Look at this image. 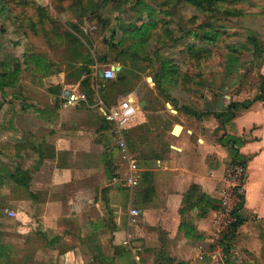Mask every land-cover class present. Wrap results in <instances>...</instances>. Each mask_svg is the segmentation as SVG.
Returning a JSON list of instances; mask_svg holds the SVG:
<instances>
[{
	"label": "crops",
	"instance_id": "crops-1",
	"mask_svg": "<svg viewBox=\"0 0 264 264\" xmlns=\"http://www.w3.org/2000/svg\"><path fill=\"white\" fill-rule=\"evenodd\" d=\"M19 73L1 100L5 125L0 161L9 166L0 183L8 184L3 191L10 198L3 200L4 205L15 210L5 207L4 216L8 218L4 210L24 217L36 210L41 232L61 237L63 231L75 230L64 224L71 202H66L62 189L77 183L79 191L93 194L92 203L72 216L85 218L87 236L106 233L117 251L114 264H264V102L253 100L258 85L249 91L236 86L231 93H226L229 88L222 92L210 88L198 97L144 96L138 87L120 91L113 105L127 97L138 107L123 133L127 155L136 166V186L129 190L118 184L127 175L126 163L123 177L117 178L115 162L106 161L113 151L119 152L111 126L102 118V109L111 105L99 102L95 107L86 99L61 107L57 94L49 110H30L23 105L30 100L19 91ZM97 73L90 84L93 93L99 87L95 82H103ZM258 75L264 77V62ZM218 95L227 100L222 109L229 101L236 108L215 132L220 127L214 117ZM221 134L242 141L234 161L243 164L246 173L239 224L226 237L222 257L207 254L212 248L219 178L232 161L218 141ZM124 191L128 196L122 195ZM130 209L138 212L133 224ZM105 215H111L110 220ZM59 255L57 264H84L79 246L64 248Z\"/></svg>",
	"mask_w": 264,
	"mask_h": 264
},
{
	"label": "rangeland",
	"instance_id": "rangeland-1",
	"mask_svg": "<svg viewBox=\"0 0 264 264\" xmlns=\"http://www.w3.org/2000/svg\"><path fill=\"white\" fill-rule=\"evenodd\" d=\"M142 3L138 4L137 0H0V73L2 68L12 69L13 60L21 64V56L26 51L40 55L49 63V76L35 73L32 65L28 69L23 67L19 73V91L30 100L23 105L36 111L49 110L61 88L86 94L87 83H83L86 69L91 71L90 85L105 65L119 69L121 66L122 72L118 70L112 81L95 82L98 90L86 95V101L95 107L99 102L113 105L120 91L136 87L144 96L155 93L166 98L198 97L210 88L221 92L229 88L226 93H231L230 89L237 86L249 91L258 85L259 68L264 62V0L223 1L213 8L202 7L192 0H143ZM148 19L154 26L145 42L140 44L137 38L125 34ZM204 31L218 34L214 43L201 41ZM238 43L248 50L231 52L237 71L226 74V47ZM101 57H105L104 64L97 62ZM88 60L93 61L90 68L85 64ZM161 61H167L174 82L163 81L156 88ZM1 100L0 94V141H4ZM105 144L109 148L107 139ZM109 155L111 159L106 161L115 162L119 172L115 176L121 178L122 154L113 151ZM5 162L0 161V175L9 166ZM118 184L123 186L122 180ZM7 187L6 182L0 183V264H57L59 253L75 246L80 247L84 264H114L117 251L109 245L106 233L87 236L85 218L72 216L88 202L92 203L91 192L79 191L77 183L62 189L66 202H71L65 211L69 218L64 219V224L66 228L75 226V230L69 228L58 237L49 231L41 232L36 210L27 217L17 212L13 217L4 216L5 207L15 211L3 203L10 198L3 191ZM122 195L128 196V192ZM68 196L74 200L69 201ZM104 217L110 220L111 215ZM98 241L105 244L103 248ZM103 257L108 260L103 261Z\"/></svg>",
	"mask_w": 264,
	"mask_h": 264
},
{
	"label": "built area",
	"instance_id": "built-area-1",
	"mask_svg": "<svg viewBox=\"0 0 264 264\" xmlns=\"http://www.w3.org/2000/svg\"><path fill=\"white\" fill-rule=\"evenodd\" d=\"M113 66H104L101 68V80H112L115 72ZM58 99L61 107L75 105L83 102L87 96L82 92H73L71 90L61 88L58 92ZM138 107L132 103L131 99L125 97L116 104L102 109L103 120L111 126V137L115 148L122 154V158L126 163L127 175L122 180L123 186L132 189L136 185V166L128 157L123 133L126 124L135 115ZM211 176V173H209ZM245 167L238 161H231L227 164L225 172L219 178L220 193L217 200V211L213 221V232L210 237L212 245L208 255H218L222 257L224 238L233 230L234 224L237 222L238 209L240 207L245 184ZM8 217L14 214L4 210ZM138 212L134 209L128 211L130 224L135 222ZM205 254V253H204ZM203 252L198 253L197 258L201 259Z\"/></svg>",
	"mask_w": 264,
	"mask_h": 264
},
{
	"label": "trees",
	"instance_id": "trees-1",
	"mask_svg": "<svg viewBox=\"0 0 264 264\" xmlns=\"http://www.w3.org/2000/svg\"><path fill=\"white\" fill-rule=\"evenodd\" d=\"M143 0H137L138 4L143 5L142 3ZM197 2V5H200L202 7H208V8H213V6L215 4H217L218 2H223V1H232V0H192ZM154 26V23L151 19H148L147 23L141 24L136 28H130L128 31H125V34L132 36L133 39L137 38L139 40V43H143L145 42V40L148 37L149 31L152 30ZM209 26V25H206ZM218 34L215 32H211V31H204L201 34V41L203 42H207V43H214L216 38H217ZM248 43L252 44V40H248ZM187 46V45H186ZM187 50L189 52H191V47H187ZM248 49L242 45V44H235L232 46H228L226 47V57H227V68L225 69V73L226 74H230L233 73L234 70L237 71V67H236V59L235 57H233L231 55V52H239V51H247ZM14 62V66L12 68V70H4V68H2V71L0 73V94L1 97L3 98L6 95V92L4 91V89H6L7 87H10L12 85V83H14V81L16 82V78H17V74L19 73V68L20 66H23L24 68L28 69L27 67L32 65L34 67V72L37 74H40L42 77H46L50 75V65L49 63L40 55L37 54H33V53H28L27 51L24 52L21 56V64H18V62L16 60H13ZM98 63L100 64H104L105 62V57H101L97 60ZM89 68L91 65H93V61L88 60L85 63ZM167 61H161L160 63V67L158 70V73L156 74V82H155V86L156 88H159L161 86V83H163V81L169 83V84H173L174 79L172 77H170L172 75V70L171 68L167 65ZM122 72V67L120 66L119 69V73ZM91 78V71L90 69H86V72L83 75V83H87L85 85L86 88V94L91 93L92 91L90 89V85H88V81ZM258 79V92L255 95L253 100H260L264 102V77L258 75L257 76ZM169 80V81H166ZM83 93V92H82ZM6 97V96H5ZM246 102V101H245ZM250 103L247 102L244 104V106H247V104ZM236 108V105L232 102H228L227 105L225 106L224 109H222V111L215 113L214 117L219 120V126L215 132H218L221 129V126L223 125V123L227 120H229L232 115H233V111ZM218 141H220L222 143V146L224 148H226V150L228 151L229 155H230V159L232 161H234L237 158V147H239V145H241L242 141L238 138H234L231 136H225L223 134L220 135ZM238 223H235L233 226V230L236 228V225L238 226ZM226 241V237L224 238V242Z\"/></svg>",
	"mask_w": 264,
	"mask_h": 264
},
{
	"label": "water",
	"instance_id": "water-1",
	"mask_svg": "<svg viewBox=\"0 0 264 264\" xmlns=\"http://www.w3.org/2000/svg\"><path fill=\"white\" fill-rule=\"evenodd\" d=\"M113 71L116 73L119 70V67H112ZM97 77L101 78V73L98 72L97 73ZM223 101H224V96L223 95H218V98L216 100V104L214 105V108L217 112H220L222 109V105H223ZM212 110V109H210Z\"/></svg>",
	"mask_w": 264,
	"mask_h": 264
}]
</instances>
